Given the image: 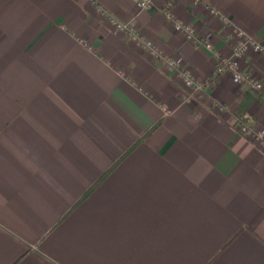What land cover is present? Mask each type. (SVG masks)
Segmentation results:
<instances>
[{
    "label": "crops",
    "instance_id": "0c3cea01",
    "mask_svg": "<svg viewBox=\"0 0 264 264\" xmlns=\"http://www.w3.org/2000/svg\"><path fill=\"white\" fill-rule=\"evenodd\" d=\"M141 1L0 0V264H264V56L216 73L264 0Z\"/></svg>",
    "mask_w": 264,
    "mask_h": 264
},
{
    "label": "built area",
    "instance_id": "2783aa9c",
    "mask_svg": "<svg viewBox=\"0 0 264 264\" xmlns=\"http://www.w3.org/2000/svg\"><path fill=\"white\" fill-rule=\"evenodd\" d=\"M139 6L141 8L149 7L150 1L143 0L139 3ZM212 12L216 16H220L225 26H230L232 24L228 17L220 15L216 9H212ZM162 13L168 19L174 21L175 15L171 5L164 7ZM113 22L117 30L126 33L131 39L138 41L148 53L157 57L162 56L161 51L156 46V44L152 40L146 38L134 24L123 23L115 19H113ZM175 28L176 30L184 33L189 40L198 41L197 29L193 25H187L180 23L179 21H175ZM201 43L206 49L214 50L213 43L209 39H203ZM250 50H253L264 56V42L255 39L241 28H234L231 50L227 55H218L216 61V73L219 75L230 73L234 82H247L254 89H261L263 86L262 82L251 74L244 73L242 69V61ZM167 62L170 69L177 72L183 78L185 85L191 90L195 92L203 90L204 87L209 83V80L207 82L195 81L190 72L180 66V63L177 59L171 58L168 59ZM221 109H225V107L221 106ZM235 127L236 130L247 139L251 141H258L262 144L264 143V129L257 132L248 122L242 118L237 119Z\"/></svg>",
    "mask_w": 264,
    "mask_h": 264
}]
</instances>
